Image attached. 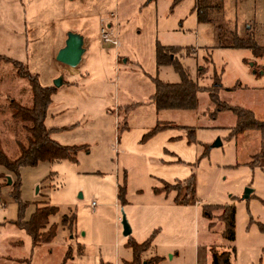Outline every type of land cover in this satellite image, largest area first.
Listing matches in <instances>:
<instances>
[{"label": "rangeland", "instance_id": "obj_1", "mask_svg": "<svg viewBox=\"0 0 264 264\" xmlns=\"http://www.w3.org/2000/svg\"><path fill=\"white\" fill-rule=\"evenodd\" d=\"M223 1L225 28L239 34L250 29L264 46V0ZM193 5L194 0H0L1 146L14 157L18 139H24L7 95L31 102L29 80L16 73L14 59L42 85L62 78L44 124L58 142L86 147L74 159L43 160L17 171L0 164V247L10 256L2 264H124L133 258L131 238L151 240L141 264H209L213 248L230 244L220 210L207 204L235 207L233 264H264V135L257 128L231 135L235 115L215 112L219 101L264 119V72L256 70L264 57L249 48L220 46L216 22L198 21ZM70 30L90 42L73 67L56 58ZM103 31L117 42L104 41ZM158 44L180 47L176 61L198 85L210 87L218 74V101L200 88L195 108H157L151 98L155 80L181 79L176 61L157 64ZM165 122L174 125L149 133ZM190 178L195 196L182 186L180 197L189 203H179L178 181ZM245 187L252 188L248 197ZM46 203L56 207L45 227L53 225L55 232L36 245L15 220L28 219ZM122 211L129 235L122 232Z\"/></svg>", "mask_w": 264, "mask_h": 264}, {"label": "trees", "instance_id": "obj_2", "mask_svg": "<svg viewBox=\"0 0 264 264\" xmlns=\"http://www.w3.org/2000/svg\"><path fill=\"white\" fill-rule=\"evenodd\" d=\"M180 0H173L174 4ZM224 7L223 0H194L193 9L196 12L198 21H214L216 22L217 35L220 46H230L238 48L251 49L254 56L264 57V46L258 44L251 34L250 29H247L244 34H239L236 30L225 28L224 23L220 20L222 17ZM188 48V47H187ZM180 49L177 45H157L156 61L157 64H164L175 62L176 54ZM15 71L18 75L28 78L31 88V102L24 104L17 100L12 95H7L8 102L6 106L10 109V116L21 122L24 130V139H18L17 149L18 153L14 157H10L1 146L0 142V164H3L8 169L18 170L21 165H36L43 160H58V159H74L75 154L81 148H86L84 145H67L62 144L51 137L50 129L44 124V116L46 109L51 102V94L54 90L53 86L42 85L38 81L36 74L31 73L28 67L19 60L11 59ZM177 62V61H176ZM254 62L252 63L255 67ZM176 68L181 73V79L177 82H167L160 79L155 80V90L151 98L155 102L157 108H195L198 103L197 91L200 88L209 89L211 98L218 101V88L221 87L220 77L215 74V82L208 86L198 85L196 81L189 77L186 70L180 63H175ZM256 68V67H255ZM264 72V64L256 68ZM203 73V67L199 70V74ZM214 88V89H213ZM230 110L236 117L235 130L231 135L241 132L247 128H257L262 131L264 135V119L257 118L254 113L241 105H230L226 103L217 102L215 112L221 110ZM174 125L171 122L156 124L149 133H153L158 128L164 126ZM194 129L189 126V135L193 133ZM264 144V141H263ZM264 151V146L263 149ZM262 151V152H263ZM260 154V153H258ZM167 183V182H166ZM179 188L177 190L176 201L179 203H189V198L180 197L182 186L188 189L189 196H195L194 179L190 178L185 182L178 181ZM17 195V194H16ZM118 195L122 202H124L123 191L119 190ZM215 206L220 210V220L223 222V238L230 244L229 248L221 251L213 248L210 255L209 264H233L232 252H234L233 240L235 236V207L233 204H207ZM56 211V207L50 203L43 206H37L28 219L19 216L15 223L31 235L33 243L41 241H48L52 238L55 232V227L50 225L45 228L48 223L50 214ZM210 212V211H209ZM207 209H204L206 217H211ZM212 215V214H211ZM219 220V221H220ZM215 223V222H214ZM210 225H215L209 222ZM213 228V226H211ZM151 240L146 239L142 242H137L134 239H129L127 245L133 250V258L125 261L124 264H141V252L147 248ZM227 247V246H226ZM155 261L154 258L146 261Z\"/></svg>", "mask_w": 264, "mask_h": 264}, {"label": "water", "instance_id": "obj_3", "mask_svg": "<svg viewBox=\"0 0 264 264\" xmlns=\"http://www.w3.org/2000/svg\"><path fill=\"white\" fill-rule=\"evenodd\" d=\"M83 42V34L72 30L68 31L65 43L58 49L56 58L67 65L76 66L80 62L82 54L85 51ZM61 82L62 78L58 77L55 79L54 85H59L61 84ZM219 143L220 140L219 138H217V140L214 142V145H218ZM7 181L8 183L11 181V178L9 176L7 177ZM251 190V187H245L243 197H248ZM121 223L123 234L129 235L132 229L124 211H122L121 214Z\"/></svg>", "mask_w": 264, "mask_h": 264}, {"label": "crops", "instance_id": "obj_4", "mask_svg": "<svg viewBox=\"0 0 264 264\" xmlns=\"http://www.w3.org/2000/svg\"><path fill=\"white\" fill-rule=\"evenodd\" d=\"M104 26L103 25H101V27L99 28V30H101V28H103ZM100 32V31H99ZM83 38H84V42H83V45H84V47H85V49L90 45V42H89V38H85V36L83 35ZM68 66H70V65H68ZM71 67H73V66H71ZM70 72H72V71H70ZM75 73H76V71L75 72H72L70 75H75ZM63 81V80H62ZM43 242H39V243H36V245H41ZM4 256H6V258H10V256H8V255H4V253H3V250L1 249V247H0V264H2V257H4ZM7 260H11V259H7ZM2 261V262H1ZM146 263V262H145Z\"/></svg>", "mask_w": 264, "mask_h": 264}, {"label": "built area", "instance_id": "obj_5", "mask_svg": "<svg viewBox=\"0 0 264 264\" xmlns=\"http://www.w3.org/2000/svg\"><path fill=\"white\" fill-rule=\"evenodd\" d=\"M103 30H104V29H103ZM102 39H103L104 41H110V42H112V43H116V42H117L116 38H112V37L110 36V33L107 32V31H103Z\"/></svg>", "mask_w": 264, "mask_h": 264}]
</instances>
